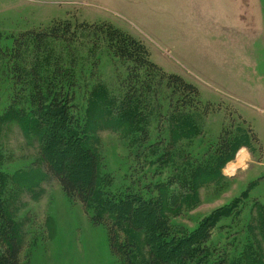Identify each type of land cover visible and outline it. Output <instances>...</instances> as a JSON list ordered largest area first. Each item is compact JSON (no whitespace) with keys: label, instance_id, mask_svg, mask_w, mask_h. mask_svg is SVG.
<instances>
[{"label":"rangeland","instance_id":"374dc122","mask_svg":"<svg viewBox=\"0 0 264 264\" xmlns=\"http://www.w3.org/2000/svg\"><path fill=\"white\" fill-rule=\"evenodd\" d=\"M64 22L70 41L15 60L21 35ZM103 23L194 86L197 109L174 115L165 82L126 102V64L87 36ZM0 51V255L9 220L20 264H264V0H0ZM55 74L72 99L35 116L34 82ZM92 157L85 207L42 168L86 181Z\"/></svg>","mask_w":264,"mask_h":264},{"label":"trees","instance_id":"16d2710c","mask_svg":"<svg viewBox=\"0 0 264 264\" xmlns=\"http://www.w3.org/2000/svg\"><path fill=\"white\" fill-rule=\"evenodd\" d=\"M70 30L71 25L64 22L54 24L46 32L40 34L28 32L21 35L20 38L16 39L13 43L12 50L14 58H16L15 60L22 62L21 50L30 40L36 43H42L46 39L70 41L74 36V33H71ZM87 32V36L90 39L102 43L107 53L113 59L126 64L127 78L122 81V86L126 88L127 91L125 96L126 102L129 101L130 103L135 101L136 104H139L142 103L141 98L145 100L146 97L149 100L150 96H158L162 84L165 82V88L169 89L171 92V100H176L175 108L173 109L174 115L181 116V114H184L186 111L197 109L198 101L196 100L199 96L198 90L180 77L164 73L153 64L150 61V56L146 47L140 41L106 23L95 25L92 29L89 28ZM24 38H26V40H24ZM17 72L20 73L19 71ZM25 76L21 74L19 77L21 83L26 85L24 86L25 89H23V92H27L31 85L28 83ZM54 76L56 79H54L53 82H48L49 80L41 82L39 78H36L34 82V92L30 95V100L35 116L40 117L41 114L45 112V108L50 110H65L68 107L69 100L72 99L71 94L65 92L63 78L61 79L58 77L57 79V74ZM62 135L63 134H59V137L63 138ZM52 139L53 137H51V140ZM90 160L91 174L86 181L82 179H72L69 175V168L67 169L66 166H59L60 171L54 170L52 166H48L47 164L42 166V168L46 169L49 177L57 181L66 196L75 199L85 207L95 193L97 182V164L93 157L92 159L90 158ZM70 162L71 160L67 161V164ZM5 223L6 226L1 239L6 245V249L3 255H0V264H20L19 256L22 251V244L19 238V231L11 221L6 220ZM110 238L113 242V227H110ZM167 262V259L162 258L160 260L152 257V264H167ZM125 263L133 264L127 255Z\"/></svg>","mask_w":264,"mask_h":264},{"label":"bare ground","instance_id":"6f19581e","mask_svg":"<svg viewBox=\"0 0 264 264\" xmlns=\"http://www.w3.org/2000/svg\"><path fill=\"white\" fill-rule=\"evenodd\" d=\"M245 160H246L245 154H244V153H240V154L238 155V158H237L236 163L230 165V166L227 168L226 174H227V175H232V174H234L235 171H236L239 167L244 166V164H245Z\"/></svg>","mask_w":264,"mask_h":264}]
</instances>
